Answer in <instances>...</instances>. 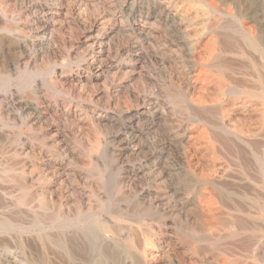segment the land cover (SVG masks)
<instances>
[{"label":"rangeland","instance_id":"1","mask_svg":"<svg viewBox=\"0 0 264 264\" xmlns=\"http://www.w3.org/2000/svg\"><path fill=\"white\" fill-rule=\"evenodd\" d=\"M211 2L216 8L207 11L201 0H0V67L9 63L13 72L11 82L0 79V191L5 205L0 203V217L16 214L23 216L24 223L32 221L43 199L66 216L76 208L85 213L93 207L91 219L69 226L86 240L92 264H104L93 255L95 244L100 246L95 232L108 236L100 218L116 232L134 234L135 242L150 254V264H264V234L251 228L245 236L234 238L219 216L190 217L220 239L202 243L207 252L180 243L171 227L178 216L167 211L162 217L158 210L177 206V202L199 205L214 189L184 171L178 153L158 146L153 133L145 130L147 135L142 137L136 124L137 141L130 136L135 113L137 120L147 122L144 110L151 109L155 100L165 101L157 88L180 71L193 75L194 47L207 42L203 24L264 26L263 0H240L245 11L241 18L234 0ZM233 57L248 67L250 60ZM35 65L40 71L28 79L26 74H33ZM138 95L147 98L146 105L137 101ZM18 99L30 102L31 115L4 106ZM160 156L158 168L155 163ZM22 172L39 197L33 194L35 200L17 207L19 190L11 177ZM238 185L241 193L228 191L230 201L216 200V207L225 216L258 217L264 206L260 183L244 180ZM144 196L154 204L150 212L141 210ZM236 202L243 204V212L231 204ZM164 221H169L168 227L162 226ZM116 243L112 246L122 250L123 243ZM86 261L81 264H89Z\"/></svg>","mask_w":264,"mask_h":264},{"label":"bare ground","instance_id":"2","mask_svg":"<svg viewBox=\"0 0 264 264\" xmlns=\"http://www.w3.org/2000/svg\"><path fill=\"white\" fill-rule=\"evenodd\" d=\"M201 1L205 3L207 11L216 8V5L211 2L212 0ZM234 3L238 11L237 16L241 18L245 15V11L241 7L240 0H234ZM227 15L235 16L232 12H228ZM201 30L204 37L207 38V42L198 43L194 47L193 75L190 76L187 74L188 72L181 74L180 71V74L176 73L177 75L172 76L165 86L157 88L163 92L165 101L155 100V105L151 109L144 110L143 115L148 118L147 122H143L141 119L137 120L135 113L132 118L130 136L133 141L138 139L134 128L136 124L142 131L140 133L142 137L147 135L144 133L145 130L150 134L153 133L158 146L159 144L166 146L163 149H174L178 153V160H180L184 171L192 177L201 179L204 184L214 189L201 199L199 205L193 204L190 207L187 202H177V206L172 205V208L167 209L161 207L162 210H158V212L162 211L160 215L162 217L166 216L167 211L176 213L179 221L172 222L171 227L180 243L190 246L197 245L202 251L207 252L202 243L212 241L218 243L220 239L213 238L198 220V222H191L190 217L197 216L200 219L201 217L219 216L225 228L232 230L230 236L234 238L245 236L247 230L251 228L258 229L264 234L263 205L258 217L225 216L226 213L216 207V200L230 201L231 197H229L228 191L233 189L241 193V186L239 190L236 186L239 181L244 180H255L260 183L263 192H259V194L264 200V26L259 23L242 22L238 24L205 23ZM233 56L250 60L248 67L236 61ZM11 66L8 63L0 67V79L4 82L13 80ZM249 68H252V72L248 70ZM39 71V67L35 65L33 74H26V76L28 79L33 78ZM245 76H251L253 80H248ZM148 91H150L149 88ZM132 93L136 94L135 91ZM22 99L24 98L22 97ZM14 100L6 102L4 106L8 109L18 108L17 110L21 114H32L33 108H31L30 102H24L21 99L14 102ZM137 101L144 105L147 104V98L140 95H138ZM140 122L143 123L139 124ZM177 122L179 124H176ZM145 141L148 142L147 138ZM139 144L142 145V142L140 141ZM161 162L162 157L160 156L155 163H159L157 164L158 168ZM14 169H10L9 172ZM164 172L166 173V170ZM131 174L136 175L135 172ZM168 174L166 173V175ZM11 176L9 174L8 177ZM11 178V182L18 185L19 195L15 198L17 207L27 206L30 204L31 198L39 197L38 194L33 193L32 187L28 186L30 182L27 183L23 172L16 173ZM44 181L41 179L42 183ZM170 191L179 198L176 189L172 188ZM33 194L35 197H32ZM245 194L244 196H246ZM2 196L4 194L0 191V203ZM96 200L95 203L98 204ZM1 204L0 206H2ZM231 204L237 211H244L242 203ZM140 205L141 210L145 212L154 209V204L145 196ZM39 208L40 210L32 216V221L27 223L23 222L21 215L4 214L6 217H0V264H66V261L70 264H81L85 260L92 264L89 261L88 256L91 252L87 250L86 240L77 229H70L69 226H72L70 224L74 221L75 224H80L86 221L87 217L91 219L94 213L93 207L89 206V211L85 213H81L79 208H76L74 214L66 216L63 211L56 210L43 199ZM99 221L100 225L107 230L108 236L102 235L100 232L93 233L94 239H100V246L95 244L97 246L93 254L97 257L95 261L102 260L104 264H150L147 259L150 254L146 255V251L135 242V239L138 238L134 239V234L130 235V232H123L124 230L116 232L107 220L100 218ZM73 226L75 227V225ZM162 226L168 227L169 221L162 222ZM65 227L68 228L56 231V229ZM114 243H123V249L112 246ZM156 243L158 242L156 241ZM229 249L234 251L232 248ZM241 250L243 249L241 248ZM120 253L125 257H121ZM212 258L214 259V257Z\"/></svg>","mask_w":264,"mask_h":264}]
</instances>
